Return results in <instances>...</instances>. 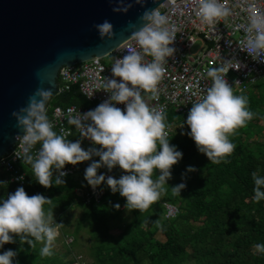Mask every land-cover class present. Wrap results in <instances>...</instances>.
I'll return each mask as SVG.
<instances>
[{"label":"clouds","instance_id":"9594fccd","mask_svg":"<svg viewBox=\"0 0 264 264\" xmlns=\"http://www.w3.org/2000/svg\"><path fill=\"white\" fill-rule=\"evenodd\" d=\"M136 3H141V0H136ZM132 6L129 3L113 10L127 13ZM229 15L230 9L222 0H198L196 16L210 28ZM140 20L143 26L132 33L139 48H129L125 55L115 60L112 74L120 80L106 79L101 88L111 93L109 99L93 110L69 115L67 119V123L75 126L82 136L101 147L86 150L80 140L70 141L54 130L46 110L51 96L48 90H38L29 98L27 106L13 112L18 126L23 129V135L16 137L24 145L23 154L16 155L24 164L31 165L33 176L42 186L50 188L53 184H64L66 164L76 165L99 156L98 161H93L85 169V180L93 188L106 182L113 193L118 192L126 198L124 207L127 210L143 212L167 191L165 185H169L172 168L183 158V152L170 143L166 114L149 106L142 92L151 93L152 99L157 98L164 65L176 52L172 46L176 36L173 30L163 26L167 23L166 18L154 9L146 8ZM95 28L103 38L105 34H112L113 25L104 20ZM247 33L242 50L254 60L264 61V12L253 10L250 13ZM146 56H151V61L146 60ZM232 68L229 63H223L208 69L206 75L211 86L192 103L184 122L190 128L186 134L213 164L227 162V157L236 148L230 136L256 116L248 107V97L236 94L229 84L227 74ZM120 103L125 105L123 109L116 106ZM37 143L41 146L33 154L32 149ZM116 166L127 174L118 179L98 174L101 167L111 171ZM194 171L196 168L191 165L186 169L189 173ZM55 172L59 175L54 176ZM154 173L158 175L154 177ZM251 175L254 200L259 203L264 200V175L257 171ZM0 184L5 182L0 181ZM186 187L184 182L171 186L174 195L181 194ZM52 203L53 199L43 194L30 196L23 186L10 193L7 199H0V248L5 243H15V234L31 248L36 242L42 243L39 256H53L58 228L63 223L54 220L53 210L45 208ZM115 207L119 209L120 205ZM255 248L264 253V243L255 245ZM16 256L14 250L3 251L0 264H18L14 260Z\"/></svg>","mask_w":264,"mask_h":264},{"label":"trees","instance_id":"16d2710c","mask_svg":"<svg viewBox=\"0 0 264 264\" xmlns=\"http://www.w3.org/2000/svg\"><path fill=\"white\" fill-rule=\"evenodd\" d=\"M238 94L248 97V107L256 116L230 136L236 148L227 162L213 164L198 151L194 140L186 134L190 131L184 124L187 115L173 110L166 113V121L175 124L170 143L183 152V158L172 168L171 181L165 185L167 191L163 194L166 201L178 207L174 217L165 218V206L160 199L143 212L129 211L124 207L126 198L113 193L108 185L98 203L85 204L77 200L74 190L79 185H88L85 169L98 161L99 156L77 163L76 174H68L63 177L64 184H53L50 188L36 181L30 164L18 165L26 174L24 185L11 182L10 173L0 168V181L5 182L0 184V199H7L20 186L30 196L43 194L53 199L52 205L45 208L53 210L54 220L63 223L59 228L64 236L74 238L73 242H66L63 253L54 250L53 256L41 257L38 253L42 243L36 242L31 248L13 234L15 243H8L0 253L9 249L16 251L14 260L18 264H72L76 259L74 248L78 235L87 226L91 233L89 249L93 264H264V253L255 248L264 243V200L255 202L251 175L253 171L264 175V139L260 137L259 125L264 115V78ZM69 104L88 105L76 85L50 96L47 115L54 106ZM66 138L73 142L80 140L86 150L94 147L77 132ZM35 146L40 148L41 145ZM70 165L66 164L65 168ZM189 165L196 171L186 172ZM100 172L102 167L98 169V174ZM55 175H59L58 172ZM157 175L154 173V177ZM182 182L187 187L181 194L174 195L171 186ZM116 204L120 205L119 209ZM76 206L82 209L81 216L69 232Z\"/></svg>","mask_w":264,"mask_h":264},{"label":"built area","instance_id":"2783aa9c","mask_svg":"<svg viewBox=\"0 0 264 264\" xmlns=\"http://www.w3.org/2000/svg\"><path fill=\"white\" fill-rule=\"evenodd\" d=\"M222 2L230 9V15L211 28L196 16L198 0H177L160 12L167 20L163 26L173 30V35L176 36L172 45L176 52L164 65V75L157 87V98L152 99L151 93L142 92L149 106L162 110L165 114L173 110L175 113L188 115L192 103L201 98L205 90L211 86V80L206 75L208 69L223 63H229L234 67L229 70L227 80L234 87L236 94L248 91L252 85L264 78V61L254 60L241 48L248 35L249 15L253 10L264 12V0H222ZM199 40L202 43L200 49L196 53H188ZM129 48H139L133 36L104 57L95 56L76 65L60 68L56 92L68 91L76 85L88 105L54 106L48 117L59 134L68 137L77 132L85 142L97 148L100 146L82 136L75 126L67 123V119L69 115L75 116L79 112L86 113L93 110L109 99L111 93L101 88L106 79L120 80L113 76L112 65L116 59L125 55ZM105 57H108L106 61L103 59ZM145 59L151 61L152 57L146 56ZM116 106L121 109L125 107L123 103ZM166 123L170 125L167 129L170 136L175 129V124L167 121ZM23 149V143L17 139L13 149L0 158V168L10 173L11 182L19 185H24L26 182V174L18 166L22 159L16 155V153L22 155ZM38 149L34 146L33 154ZM78 170V164H71L63 169L67 175L74 174ZM101 174L117 178L118 175L127 173L116 166L111 171L107 167H102ZM21 176L24 177L23 180L19 179ZM106 185V182L96 188L89 184L79 185L74 190L76 199L85 204L98 203L105 194ZM163 205L167 217L176 216L178 213L176 205L169 202ZM66 238L69 240H66L68 243L74 240L73 236L67 235ZM7 244L5 243L3 248ZM72 264L80 263L75 259Z\"/></svg>","mask_w":264,"mask_h":264},{"label":"water","instance_id":"95a60500","mask_svg":"<svg viewBox=\"0 0 264 264\" xmlns=\"http://www.w3.org/2000/svg\"><path fill=\"white\" fill-rule=\"evenodd\" d=\"M177 0H0V158L23 134L13 112L38 90L57 91L62 66L110 54L143 26L146 8L162 12ZM133 6L127 13L114 8ZM108 20L102 38L96 24Z\"/></svg>","mask_w":264,"mask_h":264},{"label":"rangeland","instance_id":"374dc122","mask_svg":"<svg viewBox=\"0 0 264 264\" xmlns=\"http://www.w3.org/2000/svg\"><path fill=\"white\" fill-rule=\"evenodd\" d=\"M201 44L202 43L199 40L197 42L196 46L194 48H192L190 51H188V53H196L200 49ZM103 59H104V61H106L108 59V57H105ZM259 125L262 128V130L260 131V133H261L260 137L262 139H264V115L262 116V119L260 120V124ZM76 173H74V174H76ZM100 174H101V172H100ZM170 181H171V179L168 180V183ZM160 200L163 201V203L168 202V201H166L163 198V195L160 198ZM169 203H171V202H169ZM174 205H176V204H174ZM81 212H82L81 208H79L77 206L74 208V210H73L74 216H73V221H72L73 222V226L68 230L69 232H71L73 230V227H74V225L77 222V219L81 216ZM126 213H127V215H129V214L131 215V213H129V212H126ZM164 216H165V218H170V217L166 216V213H164ZM117 231H118L117 229L113 230L114 233H117ZM58 232H59V235L57 237L58 239H56V241L54 242V250L57 251V252L63 253L66 250V246H65L66 242L69 241V240H68V238H66V236H64V233L61 232L60 228L58 229ZM90 236H91V233L89 231V228L87 226H84L81 229V231H80V233L78 235L77 242H76V245H75V248H74L76 261L79 260L80 264H93V258L90 255V249H89ZM64 239L67 240V241H65Z\"/></svg>","mask_w":264,"mask_h":264}]
</instances>
